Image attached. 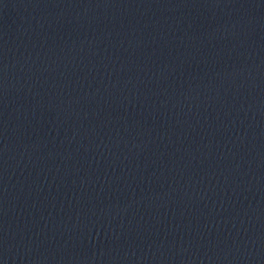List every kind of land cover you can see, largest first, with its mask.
Here are the masks:
<instances>
[{
	"label": "water",
	"instance_id": "95a60500",
	"mask_svg": "<svg viewBox=\"0 0 264 264\" xmlns=\"http://www.w3.org/2000/svg\"><path fill=\"white\" fill-rule=\"evenodd\" d=\"M0 264H264L46 0H0Z\"/></svg>",
	"mask_w": 264,
	"mask_h": 264
}]
</instances>
